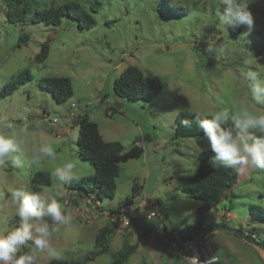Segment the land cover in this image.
I'll use <instances>...</instances> for the list:
<instances>
[{"label":"rangeland","instance_id":"rangeland-1","mask_svg":"<svg viewBox=\"0 0 264 264\" xmlns=\"http://www.w3.org/2000/svg\"><path fill=\"white\" fill-rule=\"evenodd\" d=\"M70 1L89 11L93 0H0V92L13 87L0 96V122L13 125L21 148L13 154L20 167L11 158L0 167V231L13 227L11 191L21 185L33 190L31 175L48 171L51 184L41 190L56 194L73 216L69 226L53 234L52 245L61 257L81 261L99 250L98 232L119 217V227L106 237L108 248L84 264H108L114 252L131 245L134 250L123 264H193L196 248L184 250L182 241L167 237V230L194 224L200 201L181 192L182 179L194 173L198 154L209 148L202 136L175 138V118L180 112L210 113L221 107L234 114L241 105L264 114V105L251 100L240 79L248 67L264 73V0L249 4L251 30L226 26L227 33L217 27L218 0H98L101 7L91 12L95 25L89 29L78 28L70 17L59 25L31 20L36 11ZM16 10L23 11L22 18L10 20L8 14ZM43 45L48 55L37 62ZM130 65L161 83L152 101L114 94L115 78ZM50 76H68L72 96L58 103L46 89ZM84 113L103 140L119 141L124 150L134 144L143 149L139 158L119 164L114 197L95 207L90 197L87 204L74 202L75 191L66 189L68 184L58 186L51 175L70 156L80 161L81 178L94 173L77 147L74 119ZM44 143L52 144L57 159L33 165V153ZM126 197L132 203L117 209ZM251 205L264 209V170L245 168L211 210L216 224L251 231L262 242L264 221L250 213ZM150 211L155 212L152 218L147 217ZM201 245L221 264H264L261 248L216 225L201 237ZM31 250L29 242L21 252ZM36 255L37 264L50 261L42 252Z\"/></svg>","mask_w":264,"mask_h":264},{"label":"trees","instance_id":"trees-1","mask_svg":"<svg viewBox=\"0 0 264 264\" xmlns=\"http://www.w3.org/2000/svg\"><path fill=\"white\" fill-rule=\"evenodd\" d=\"M101 7V1L93 0L89 3V11L82 7L80 3L70 1L58 6H50L48 9L34 12L31 20L50 25H59L63 17H70L76 21L80 29H89L95 25V20L91 14L97 12ZM23 11L16 10L8 14L10 20L22 18ZM48 55V46L43 45L41 51L36 55L35 60L42 62ZM46 89L53 98L62 103L73 94L71 79L68 76H50L45 79ZM13 90V87H4L0 96H4ZM162 91L159 81L148 80L143 72L136 66H127L113 83L114 94L127 100L152 101ZM195 113L180 112L175 118L174 137L192 138L203 136L202 131L196 121ZM188 121V124L184 122ZM231 124V121H229ZM74 125L78 127L77 147L79 155L83 160L91 162L94 173L90 176L80 178L68 184L65 188L75 191L72 195L74 202L87 204L90 197L94 204L104 199H112L115 194V178L119 174V164L129 159L139 158L143 149L134 144L127 150L119 141H105L102 139L97 124L90 120L87 114H82L74 119ZM211 151L205 150L197 156V167L194 173L183 177L181 192L186 196L200 201L196 207V217L193 225L183 229L177 225H172L167 230V237L182 242L193 241L202 230L212 229L215 225L212 208L217 204L236 183L238 174L236 171L223 167H213ZM30 182L32 189L41 191L43 186L51 184V176L48 171H36L31 175ZM76 200V201H75ZM132 203L131 197H126L117 205V209L126 207ZM251 214L258 216L264 221V209L260 206H249ZM126 212V211H125ZM126 214V213H125ZM13 226L19 223V218L15 216L11 220ZM120 225V218L111 226H104L98 232L95 246H100L87 254L81 261H68L64 257L59 260H51L47 264H84L92 260L100 251L106 250V237L117 230ZM207 233V231H206ZM204 233L202 237L206 235ZM250 236L254 235L251 231ZM264 244V241L261 242ZM134 246H123L112 254V260L108 264H123L133 252ZM220 263V262H219ZM221 264V263H220Z\"/></svg>","mask_w":264,"mask_h":264},{"label":"clouds","instance_id":"clouds-1","mask_svg":"<svg viewBox=\"0 0 264 264\" xmlns=\"http://www.w3.org/2000/svg\"><path fill=\"white\" fill-rule=\"evenodd\" d=\"M251 2L218 0L217 27L225 33L226 26L235 30L246 25L251 30L254 27V16L249 8ZM240 79L251 100L264 105V73L248 67L246 71L241 70ZM196 121L203 133L201 138L208 141V148L213 154V167L228 168L237 173L245 168L264 170V114H255L245 105H241L234 114L221 107L214 112L197 114ZM20 151L13 125L0 122V167L10 158L15 167H20L19 158L13 156ZM46 158L57 159L51 143L41 144L30 162L37 165ZM82 174L80 161L71 156L60 161L51 172L58 186L79 180ZM10 199L19 223L0 231V264H37L38 251L50 261L59 260L62 252L52 245L53 234L60 226L72 223L71 211L59 202L56 194L47 189L31 190L27 185L14 188ZM29 242L32 250L21 252L29 247Z\"/></svg>","mask_w":264,"mask_h":264},{"label":"water","instance_id":"water-1","mask_svg":"<svg viewBox=\"0 0 264 264\" xmlns=\"http://www.w3.org/2000/svg\"><path fill=\"white\" fill-rule=\"evenodd\" d=\"M218 229L221 230H227V231H232V232H236L238 233L246 242L253 244L259 248H261L264 251V244H262L261 242H258L254 237L243 233L241 230H239L238 228H234V227H228L225 225H218L217 226ZM212 229H206V231H211ZM205 230H202L200 233H198V235L194 238L193 242L196 248V253L194 255V259L195 262L194 264H220L217 261H208V256H206V254L204 253L203 249H202V245H201V237L204 233H206Z\"/></svg>","mask_w":264,"mask_h":264},{"label":"built area","instance_id":"built-area-1","mask_svg":"<svg viewBox=\"0 0 264 264\" xmlns=\"http://www.w3.org/2000/svg\"><path fill=\"white\" fill-rule=\"evenodd\" d=\"M74 104H72V106H73ZM99 202H96V204H98ZM94 205V207L95 206H97V205ZM86 211H88V208H86ZM152 216H155V212L154 211H150L149 213H148V218H152ZM159 216V215H158ZM160 217V216H159ZM182 245H183V248H184V250H186V251H193L194 249H195V245H194V242L193 241H185V242H182ZM195 254V253H194ZM194 257V256H193ZM208 259V261H218V259L216 258V257H213V258H210V257H208L207 258ZM193 262V264H194V262L195 261H192Z\"/></svg>","mask_w":264,"mask_h":264},{"label":"bare ground","instance_id":"bare-ground-1","mask_svg":"<svg viewBox=\"0 0 264 264\" xmlns=\"http://www.w3.org/2000/svg\"><path fill=\"white\" fill-rule=\"evenodd\" d=\"M207 256V255H206ZM192 261H195L194 257L192 258Z\"/></svg>","mask_w":264,"mask_h":264}]
</instances>
